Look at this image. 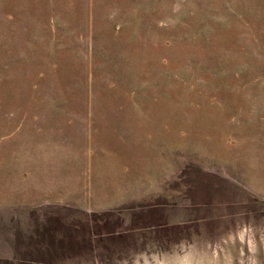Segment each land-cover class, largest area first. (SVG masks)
<instances>
[{
    "label": "rangeland",
    "instance_id": "obj_1",
    "mask_svg": "<svg viewBox=\"0 0 264 264\" xmlns=\"http://www.w3.org/2000/svg\"><path fill=\"white\" fill-rule=\"evenodd\" d=\"M0 264H264V0H0Z\"/></svg>",
    "mask_w": 264,
    "mask_h": 264
}]
</instances>
